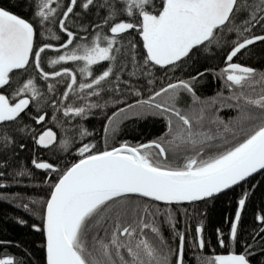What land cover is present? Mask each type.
<instances>
[{"label": "snow or ice", "instance_id": "6c2138e0", "mask_svg": "<svg viewBox=\"0 0 264 264\" xmlns=\"http://www.w3.org/2000/svg\"><path fill=\"white\" fill-rule=\"evenodd\" d=\"M49 24L57 28L50 38L56 45L38 41ZM257 42L264 43V0H15L0 6V178L31 175L30 169L7 171L13 167L9 154L26 148L25 137L54 154L73 149L76 156L63 167L39 155L31 160L50 187L39 213L23 205L39 215L40 223L30 227L44 236L46 264H187L186 251L193 246L201 253L197 264H264V246L259 253L246 244L239 252L207 254L202 223L178 228L176 211L147 202H206L264 172V71L234 61ZM52 49L50 72L44 57ZM217 49L225 55L216 78L230 92L223 106L237 113L229 122L209 112L215 102L197 94L200 79L215 69L175 76L189 61ZM105 62L97 74L94 66ZM72 64L85 79H78ZM30 66L36 77L17 80ZM38 80L52 81L46 92ZM47 94L50 100L44 99ZM42 100L62 112L65 122L87 119L93 109L111 104L114 111L105 114V132L109 126L111 132L103 149L85 142L93 135L87 128L77 129V144L46 126ZM161 117L165 130L155 139L109 146L124 121ZM51 120L63 126L55 114ZM5 187L0 182V189ZM248 198L243 191L237 200L227 242L216 230L220 247L237 242ZM256 220L264 225V208ZM262 234L264 227L253 240ZM10 245L0 240V264H28L27 253L13 255Z\"/></svg>", "mask_w": 264, "mask_h": 264}, {"label": "trees", "instance_id": "16d2710c", "mask_svg": "<svg viewBox=\"0 0 264 264\" xmlns=\"http://www.w3.org/2000/svg\"><path fill=\"white\" fill-rule=\"evenodd\" d=\"M61 2L63 3L64 0H61ZM12 3H15V0H0V6H9ZM13 10L18 13L21 11L19 8ZM71 25L72 21L70 20L69 26L71 27ZM48 28H51L52 32L47 31ZM56 31L57 28L55 25H46L41 29L42 35L38 37V41H45L48 39L53 45H56L58 42L50 39L52 34ZM254 31L260 34L259 27L254 29ZM81 35L83 36L85 34L81 33ZM230 35L232 39H235L234 34ZM137 41H139L138 36ZM139 47L142 51V42L139 43ZM224 55L225 51L220 49H217L214 53L200 55L195 61H189L188 67L183 72L178 70L175 76L178 78H187L189 73L195 74L197 71H203L206 68L215 69V71L207 73L200 79L197 94L202 100L215 102V106L210 108L209 112H215V114L225 122H229L237 113L235 110L223 106L230 92L224 87L223 81L216 78V72L224 66ZM54 58H56L55 50H49L44 57L45 70L50 72L54 70L52 67L48 66L47 63L49 59ZM234 61L254 67L257 69V72L264 71V43L257 42L255 45L249 46L242 55L238 58H234ZM106 63L107 62H105L104 65L94 66V71L98 74L103 70ZM68 66L77 70L78 79H85V77L79 75L78 65L72 64ZM56 67L59 69L60 66ZM33 77H36V73L30 66L27 73L18 74L17 80L26 82L27 78ZM59 79L66 80V78L63 77ZM51 82L52 81L45 82L43 80H38L37 86L42 92H46L45 85ZM63 87V84L58 85L60 90H63ZM10 91L11 90H9V92ZM50 97L51 94H47L44 99L50 100ZM57 98H59L58 94ZM185 99L188 98L185 97ZM100 102L103 103V101ZM39 106L43 111L48 113V123L46 126L53 127V130L57 131L62 138L72 140L78 144L79 134L77 129L84 127L93 133L91 137L86 138L85 142L92 140L97 143L98 147L103 149V138L111 132V126H109V133L105 132V125L107 124L105 114L110 115L111 112L114 111L111 104L103 109H93V114L89 115L87 119L67 118V121L70 122H65L66 118L63 117L62 112H57L51 107L50 103L45 104L44 100H42ZM180 106L184 107V105ZM31 111L32 115L37 114L36 102H33ZM53 114L63 123L62 127H57L56 123L51 120ZM25 122L31 126H35L32 124L30 118H27ZM120 129L121 130L114 134L109 140V146H119L125 141L131 144L149 142L162 134L165 130V124L162 117L142 120L129 119L123 122ZM19 141L20 138L18 137V142ZM22 142L27 145L26 148L23 150L17 148L15 157L9 154V159L13 167L8 168L7 171L12 173L20 169H30L31 175L23 177L16 176L15 179H13L11 175L0 178V182L6 185L5 188L0 189V194L5 196L4 199H0V240L12 242V245L8 247L7 251L11 252L13 255L17 253H27L25 258L28 264H45L44 249L41 247L44 242L43 234L33 231L30 225L33 223H40L39 215H34L33 212L39 213L43 201L50 195V187L44 181L45 173L42 170L32 168L31 160L34 156L39 155L40 158L46 159L49 162H58L60 166L63 167L66 163L76 159V156L73 149H70L71 154L62 151H57L54 154L53 150L42 149L35 146L32 141L26 137ZM243 191L249 193V198L246 209L242 213L238 229V240L235 244H229L228 247H220L216 230L220 229L227 242L231 222L234 219V213L237 209V200L240 198ZM32 201L36 203L32 204ZM147 202L157 204L150 201ZM17 204L21 205V207H17ZM24 204H28L33 212L25 211L23 208ZM158 205L162 210L165 208H172L179 214L181 222L177 225L178 228L182 229L187 225L191 230L202 223L205 228L204 237L207 242V254H225L231 251L239 252L246 244H252L253 248L259 253L260 247L264 246V238L257 237L253 240V236L256 232H258L261 227H264V225H261L256 220V215L259 213L260 209L264 208V172L251 178L241 186L206 202L193 205ZM185 209L188 210L187 215L184 213ZM18 218L26 220L27 224L21 225L17 223ZM164 231L165 236L170 238V233L167 231V228H165ZM187 239L188 243L191 245L193 239L191 232ZM16 245H19V247H16ZM200 255L201 253L195 250L194 246L188 248L186 251L187 264H197Z\"/></svg>", "mask_w": 264, "mask_h": 264}, {"label": "water", "instance_id": "95a60500", "mask_svg": "<svg viewBox=\"0 0 264 264\" xmlns=\"http://www.w3.org/2000/svg\"><path fill=\"white\" fill-rule=\"evenodd\" d=\"M262 173V172H261ZM258 174H260V173H258ZM258 174H255L253 177H255V176H257ZM253 177H251V178H253ZM251 178H249L248 180H250ZM244 184V183H243ZM237 187H239V186H237ZM237 187H234L233 189H235V188H237ZM230 190H232V189H230ZM230 190H227L226 192H228V191H230ZM225 192V193H226ZM222 194H224V193H222ZM222 194H219L218 196H220V195H222ZM217 196V197H218ZM141 199H145V200H147V198H141ZM211 200V199H210ZM150 202H153V201H150ZM153 203H157V204H161V205H164L162 202H153ZM197 203H201V202H194V203H191V204H187V203H185V204H182V205H193V204H197ZM173 206V205H172ZM43 241H44V236H43ZM44 255H45V252H44ZM44 258H45V256H44ZM45 264H46V259H45Z\"/></svg>", "mask_w": 264, "mask_h": 264}, {"label": "flooded vegetation", "instance_id": "af4514ba", "mask_svg": "<svg viewBox=\"0 0 264 264\" xmlns=\"http://www.w3.org/2000/svg\"><path fill=\"white\" fill-rule=\"evenodd\" d=\"M225 254H228V253H225ZM214 255V254H213ZM221 255H223V254H221Z\"/></svg>", "mask_w": 264, "mask_h": 264}]
</instances>
